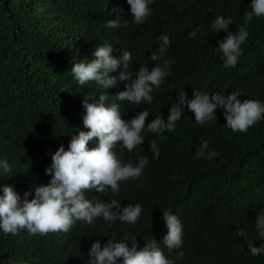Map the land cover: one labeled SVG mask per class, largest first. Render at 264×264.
<instances>
[{
  "label": "trees",
  "instance_id": "1",
  "mask_svg": "<svg viewBox=\"0 0 264 264\" xmlns=\"http://www.w3.org/2000/svg\"><path fill=\"white\" fill-rule=\"evenodd\" d=\"M250 5L251 0H152L151 15L134 25L128 0H0V160L13 169L11 177L0 170V195L7 183L22 198L31 190L28 198H33L35 188L51 180L46 169L52 154L61 144L67 150L71 134L88 130L83 126V100L95 102L92 97L98 100L105 90L95 82L79 86L70 70L80 60L95 59L96 47L104 42L113 44L114 55L130 51L133 69L147 64L151 70L157 38L167 34L171 41L166 52L173 61L170 75L159 88L153 87L151 104L117 100L126 81L106 90L108 102L120 105L125 120L142 110L150 112L146 125L158 115L166 120L178 94L186 92L191 99L194 88L206 93L241 91L240 100L264 103V16L247 25L249 37L235 67H224L221 56L213 54L227 35L212 31L215 15L231 17L229 30L235 33ZM115 19L127 20L128 27H106ZM197 28L196 38L190 39ZM141 135L144 143L133 152L122 149V141L112 151L123 163L146 156L143 175L121 181L118 194L86 192L89 199H116L122 207L139 203L142 212L134 225L99 217L93 225L77 221L70 233L31 235L22 229L11 235L0 229V264H86L95 240L103 246L111 236L119 240L124 233L137 237L138 250L157 240L175 264H264V254L252 256L237 235L244 229L257 246L264 243L255 228L257 213L264 209V118L247 132H234L226 126L223 109L204 126L185 108L174 132L158 135L145 128ZM152 140L160 149L158 158H153ZM204 141L209 145L206 152L217 153L214 159L197 158ZM96 143L95 138L89 141V148ZM163 210L182 223V247L171 252L163 245L168 231ZM78 236L81 241L75 243ZM180 251L184 255L177 258Z\"/></svg>",
  "mask_w": 264,
  "mask_h": 264
},
{
  "label": "clouds",
  "instance_id": "2",
  "mask_svg": "<svg viewBox=\"0 0 264 264\" xmlns=\"http://www.w3.org/2000/svg\"><path fill=\"white\" fill-rule=\"evenodd\" d=\"M128 3L131 6L134 25L143 24L152 13L149 7L152 0H128ZM250 9L245 13L244 21L235 33L229 30V26L233 24L231 17L225 18L217 14L211 21L213 32L223 30L227 33L224 39L219 41L218 47L213 49V54L221 56L226 68L235 67L238 57L242 55L241 45L249 37L247 25L254 17L264 16V0H251ZM106 27L127 28L128 21L108 20ZM199 31V28L192 31L189 38L195 39ZM157 39L158 50L150 56L154 65L151 70L147 64L141 65L138 70L133 69L131 52L123 50L119 55H114L117 50L113 44L107 42L96 47L95 59L74 63L70 72L79 86L95 82L105 91L99 95L98 100L92 97L95 102H89V98L85 97L83 106L86 114L83 116V126L88 130L71 134L67 150L61 144L52 154L51 165L46 169V174L51 176V180L47 185L37 186L33 198H28L31 190L25 192L22 198L11 184L3 185V194L0 195V229L5 234L18 235L22 229H26L31 235H47L57 231L70 233L77 221L93 225L99 217L109 223L120 220L134 225L142 212L139 203H129L122 207L116 199L105 202L86 196V192L90 190L97 193L110 190L112 194H118L121 181L138 180L143 175V170L149 162L148 158L137 155L135 162L123 163L112 151L118 141H122V149L131 153L136 146L144 143L145 138L141 133L145 128L148 132L158 135L165 131L174 132L185 108L194 113L197 124L204 126H208L209 122L216 118L218 108L223 109L226 126L234 132H247L250 126L264 118V103L253 99L240 100L238 97L243 94L241 91L227 94L206 93L194 88L191 99L187 97L186 92L178 94L166 120L162 115H158L146 125L150 115L148 110L139 111L130 120L123 119L120 105L108 102L106 90L116 86L118 81H126V90L115 95L117 100L135 105L142 102L151 104L153 87H160L162 81L170 75L169 70L173 63L166 55L171 44L169 36L161 34ZM117 71L118 75H110ZM94 138L97 140L96 146L89 148V141ZM208 147L207 141L202 142L196 153L198 159L211 160L216 157L215 151L206 152ZM150 149L155 154L153 158H158L160 149L155 140L151 141ZM0 170L7 177L13 176L12 166L7 160H0ZM137 186L143 187L142 184ZM163 219L168 229L163 237V245L169 252L181 248L183 231L180 219L167 210H163ZM255 228L258 238L264 240V209L257 213ZM237 235L244 238L252 256L264 254V243L257 246L244 229H239ZM80 241L78 236L75 243ZM183 255L180 251L177 258H182ZM118 261H121V264H175V261L165 255L157 240L153 239L138 250L137 237L129 233H124L119 240L111 236L103 246L101 240H95L88 252L86 264H117Z\"/></svg>",
  "mask_w": 264,
  "mask_h": 264
}]
</instances>
